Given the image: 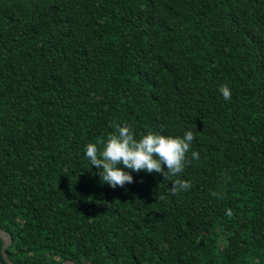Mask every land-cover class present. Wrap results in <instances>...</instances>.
<instances>
[{"label": "trees", "instance_id": "obj_1", "mask_svg": "<svg viewBox=\"0 0 264 264\" xmlns=\"http://www.w3.org/2000/svg\"><path fill=\"white\" fill-rule=\"evenodd\" d=\"M123 126L192 131L183 172L102 184ZM0 232L10 264H264V0H0Z\"/></svg>", "mask_w": 264, "mask_h": 264}, {"label": "clouds", "instance_id": "obj_2", "mask_svg": "<svg viewBox=\"0 0 264 264\" xmlns=\"http://www.w3.org/2000/svg\"><path fill=\"white\" fill-rule=\"evenodd\" d=\"M219 91L225 100L231 99V90L227 85H222ZM193 139L192 131H187L182 138L149 132L137 140L131 128L123 126L117 128V134L108 137L102 148L98 149L96 144L89 143L85 156L90 169L95 166L98 170L102 184L106 183L112 188L117 186L123 188L125 184L134 182L132 171L160 173L165 179L181 174ZM192 158L199 159V154L192 152ZM118 165H123V168ZM189 187L188 181L176 179L172 182L170 191L176 194ZM231 214L229 210L227 215Z\"/></svg>", "mask_w": 264, "mask_h": 264}, {"label": "water", "instance_id": "obj_3", "mask_svg": "<svg viewBox=\"0 0 264 264\" xmlns=\"http://www.w3.org/2000/svg\"><path fill=\"white\" fill-rule=\"evenodd\" d=\"M0 238H1L2 241H3L0 254H1V256H2V258H3V260H4V262H5L6 264H10V263L6 260V257H5V255H4V250H5L6 247L9 246V244H10V239H9L8 237H5L4 234H3L2 232H0ZM64 264H72V263H71V262H66V263H64Z\"/></svg>", "mask_w": 264, "mask_h": 264}]
</instances>
